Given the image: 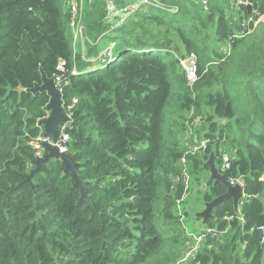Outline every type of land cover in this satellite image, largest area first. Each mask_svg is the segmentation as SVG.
Listing matches in <instances>:
<instances>
[{
    "label": "trees",
    "instance_id": "obj_1",
    "mask_svg": "<svg viewBox=\"0 0 264 264\" xmlns=\"http://www.w3.org/2000/svg\"><path fill=\"white\" fill-rule=\"evenodd\" d=\"M72 2L85 28L79 53L64 8ZM107 15V0H0V264H264V23L256 25L264 0H149L119 26ZM104 39L116 56L89 71ZM221 43L228 53L216 50ZM191 54L192 89L181 65ZM62 60L80 73L67 74L63 106L68 115L78 101L69 153L90 201L56 160L17 188L34 169L30 142L49 115L48 95L32 91L43 74L61 75ZM175 93L182 116L172 126L210 123L208 149L188 157L192 175L206 173L198 185L212 184V153L219 170L230 155L231 168L220 172L245 184L241 209L232 199L218 205L190 257L199 236L178 211L183 185L171 189L185 151L166 137ZM224 193L219 186L202 200Z\"/></svg>",
    "mask_w": 264,
    "mask_h": 264
},
{
    "label": "built area",
    "instance_id": "obj_2",
    "mask_svg": "<svg viewBox=\"0 0 264 264\" xmlns=\"http://www.w3.org/2000/svg\"><path fill=\"white\" fill-rule=\"evenodd\" d=\"M107 1H109V3L111 2L113 4L115 3L114 5L116 6V7L110 8L109 10L107 9V11H108L107 20H108V23H110L109 21L115 16L114 13L116 12V9L119 10L122 8H120L119 5L117 4V3H119V0H107ZM148 2H149V0H146L145 3H148ZM204 4L207 5L208 0H204ZM69 5H70V12L72 14L71 27H72L73 34H74L75 38H78V36H80L79 39L84 42L85 41L84 40L85 28L81 24V19H80L81 16L78 13V9H79L78 3L72 2V3H69ZM130 11H134V10H130ZM257 24H258V22L256 23V25ZM114 47H115V44H112L110 47L112 50L111 53H109L110 48H108V50L105 52L106 55H103L99 59L91 61L90 63H92L94 65L97 63L105 64L106 58H110L108 60V62L110 63L111 60L114 59L113 58V48ZM181 65L183 66L184 70L186 71L188 83H189L190 88L192 89L198 81V76H197L198 59L194 54H191L189 58L181 60ZM92 69H94V68H92ZM58 70L61 73V75L59 77L55 78V83H56L57 89L63 95L64 87L69 85V82L67 80V74L71 73V75H73V76H78L79 72L77 71V68L75 66L70 71L66 65V62L63 60L60 61V64L58 66ZM77 102H78L77 99H74L72 105H70L68 107V109H67V111L69 112V114L67 115L68 119L71 118L72 110H73V108ZM48 117H49V115L47 116V118ZM47 118H45V119H47ZM194 124L197 125V122ZM37 126L41 129L42 132L37 138H35L34 140H32L30 142V145L35 150V154H36L37 158L42 157L44 154V149L41 145L42 142L51 143L56 148H58L61 153H69V144L71 142V136H70L68 131L73 129V125H72L71 121L68 120L62 126H59V128H58L59 136L57 138H53L52 136L45 135L43 133V130H42V124L41 125L37 124ZM209 144H210L209 139H204L202 141L195 139L194 144L189 147V149L184 153V155L182 156V158L180 160V165L183 169V172H182L181 176L175 178L174 185L171 187V189L174 190L175 185H177V184H182L184 187L183 196L180 200L177 201L178 211H179V214L181 215L182 218L184 217L182 205H183V203H185L186 199L188 198V196L190 194L189 188H190L191 177L188 173V157L190 155H196L199 153L206 152ZM231 163H232V159H231L230 155H228V154L224 155L220 170L223 173H225L226 171H228L231 168ZM229 182H230L231 186L239 185L242 188H244V185H245L244 181L241 179H231ZM227 219L233 220L234 218L230 217ZM259 229H261V228H259ZM208 233H214V231L208 230ZM195 240L197 243L191 247V250L187 254V257L192 256L194 254V252H196L198 250L201 242L203 241V236L195 237Z\"/></svg>",
    "mask_w": 264,
    "mask_h": 264
},
{
    "label": "water",
    "instance_id": "obj_3",
    "mask_svg": "<svg viewBox=\"0 0 264 264\" xmlns=\"http://www.w3.org/2000/svg\"><path fill=\"white\" fill-rule=\"evenodd\" d=\"M32 92H41L48 95L50 100L47 109L50 112V115L47 119L43 120L41 124L47 134L51 135L53 138H57L59 136V125L63 122H67L68 117L63 110V96L57 89L55 81L47 79V77L43 74V84L41 86H38ZM41 145L44 149L43 156L36 159L34 163V169L30 172L26 179L17 186V188H20L24 184H32L34 176L41 170V165L47 164L51 160H56L61 162L64 169V174H70L72 176L74 187L79 188L80 190L81 199L90 201V197L85 191L87 183L81 179L77 164L71 161L72 154L61 153L58 148H56L49 142H42ZM208 164L210 166L208 179L212 183L211 186L210 184H208V192L210 194H213L216 188H218L219 186H223L225 188V193L223 195L215 197V199L211 202H205L204 200H202V202L204 203V209L197 215V217L199 219H202L204 224H206L208 220L214 219V209L218 205L223 204L224 201L232 199L234 202L235 210L239 211L240 203L246 197L244 188L239 185L231 186L229 180H227L225 175L220 172L216 164L214 153L210 155Z\"/></svg>",
    "mask_w": 264,
    "mask_h": 264
},
{
    "label": "rangeland",
    "instance_id": "obj_4",
    "mask_svg": "<svg viewBox=\"0 0 264 264\" xmlns=\"http://www.w3.org/2000/svg\"><path fill=\"white\" fill-rule=\"evenodd\" d=\"M130 1V0H127ZM126 2V0H119V3ZM146 0H140L138 3H133L130 5H127L123 7L122 9L117 10L114 13V17L109 21L110 23H117L115 26H119L122 24L131 14L134 12H138L140 10V6L145 3ZM107 9L109 10L110 8L116 7L113 3H109L107 1ZM65 10L70 9V5L66 3L65 5ZM134 10V11H130ZM119 18L120 20H118ZM117 19V20H116ZM264 23V17L261 18V20L258 21V23ZM264 28V27H263ZM261 34V33H260ZM71 37L73 38L74 45L78 53L81 51V48L84 50V42L80 40V36L78 38H75L74 34H71ZM79 39V40H78ZM76 41V42H75ZM249 42V41H248ZM106 39L99 41V47L102 49V54L100 57L103 55H106V51L108 50L109 46H106ZM216 50L218 51H225L228 53L230 51V45L227 43H221L219 45L215 46ZM112 50L110 48L109 53H111ZM105 53V54H104ZM116 52L113 53V57L116 56ZM99 57V58H100ZM97 58V59H99ZM110 58H106L105 61L106 63L108 62ZM90 61V60H87ZM97 65H91L90 67L95 68ZM214 70H217L216 68H213ZM179 94L175 93V95L172 97L171 103L167 109V146H170V143L179 141L180 142V147L184 150V147L186 146V141L189 140H204L206 139V135L210 132V123L206 122L204 125H193L191 127H187V131L185 132H180L178 126H172V122L178 120L180 123V118L182 116L181 111L179 110ZM186 116V113L184 114ZM254 143L258 144L256 140H254ZM213 150H216L217 144H212L211 145ZM191 181H190V188H189V196L186 199L185 203L182 205V209L184 212L185 208H189V206H192V210H188V214L186 215L184 213V219L182 220L183 226L189 231V235L192 236H199L203 233L202 230L206 229V225L203 223V220H199L197 215L201 213L204 209V203L202 202L203 195L208 191L209 186L207 179L206 181L203 182L202 186L198 185L197 179L198 178H203V174L194 175L191 174L190 171H188ZM241 207H239V210Z\"/></svg>",
    "mask_w": 264,
    "mask_h": 264
},
{
    "label": "crops",
    "instance_id": "obj_5",
    "mask_svg": "<svg viewBox=\"0 0 264 264\" xmlns=\"http://www.w3.org/2000/svg\"><path fill=\"white\" fill-rule=\"evenodd\" d=\"M201 122H203V120H201ZM194 141H195V140H194ZM194 141H193V140L186 141V146L184 147V151H185V152L189 149V147H190L191 145L194 144ZM199 141H201V140H199ZM205 174H206V173H204L203 175L205 176ZM189 210H192V206H189ZM202 231H204V230H202Z\"/></svg>",
    "mask_w": 264,
    "mask_h": 264
},
{
    "label": "flooded vegetation",
    "instance_id": "obj_6",
    "mask_svg": "<svg viewBox=\"0 0 264 264\" xmlns=\"http://www.w3.org/2000/svg\"><path fill=\"white\" fill-rule=\"evenodd\" d=\"M107 63H109V62H107ZM95 65H97L96 66V68H94V70L93 71H96V70H98V69H103L104 67H105V65H106V63L105 64H101V63H97V64H95ZM78 71V70H77ZM79 75H80V73H79ZM73 76V75H72ZM55 81V80H54ZM61 93V92H60ZM62 94V93H61ZM63 96V95H62ZM48 110V109H47ZM63 110H64V106H63ZM66 114V113H65ZM49 115H50V112H49ZM66 116H67V114H66ZM43 120H45V119H43ZM69 120V119H68ZM67 120V121H68ZM66 123V122H65ZM59 128V127H58ZM45 130V129H44ZM209 193V192H208Z\"/></svg>",
    "mask_w": 264,
    "mask_h": 264
},
{
    "label": "clouds",
    "instance_id": "obj_7",
    "mask_svg": "<svg viewBox=\"0 0 264 264\" xmlns=\"http://www.w3.org/2000/svg\"><path fill=\"white\" fill-rule=\"evenodd\" d=\"M92 65H94V64H92ZM92 70H94V69H92V67L89 69V71H92Z\"/></svg>",
    "mask_w": 264,
    "mask_h": 264
}]
</instances>
